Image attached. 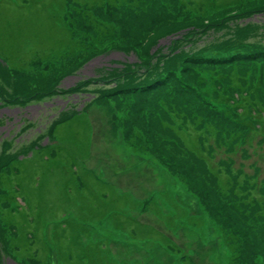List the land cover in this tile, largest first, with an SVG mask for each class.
<instances>
[{
    "label": "rangeland",
    "instance_id": "obj_1",
    "mask_svg": "<svg viewBox=\"0 0 264 264\" xmlns=\"http://www.w3.org/2000/svg\"><path fill=\"white\" fill-rule=\"evenodd\" d=\"M101 1L0 0V95L10 96L14 87L27 94H39L32 82L38 76L37 70H41L39 65H46V62H55L59 66L61 82L63 86H69L73 80L63 77L74 62L81 61L82 57L84 61L93 60L94 64L81 66L82 74L91 75L92 66L100 65L109 57L123 58L124 62L130 60L129 57L134 56L132 53L136 54L132 47L138 42L142 45V52H146V45L150 44V55L167 50L171 54L177 53L180 59L176 69L181 66L198 69V83H190L197 92L203 89L213 96L221 92L220 99L227 90H237L235 85L243 75L250 83L260 77L264 91L263 69L259 74L264 66L263 59L257 65L243 60L242 63L248 66L235 72L236 81H233L229 76L232 60L220 59L221 62L215 65L208 62L194 65L189 56L202 54L204 58L208 50L218 52L219 57L258 49L257 46H261L258 43L264 41L257 38L264 32L258 30L257 24H264V14L260 18L257 16L258 20L250 19L247 26L240 23L247 20L248 12L264 6V0H202L206 8L197 7L194 13L184 12L181 18L173 10L178 6L175 0H146V15L137 13V8L134 13L129 10L120 14L114 10L106 12L102 16L111 23L110 27L115 25L120 30L123 43H131V48L124 57L113 51L83 56L82 40L89 39L87 36L91 34L74 14L71 23L66 11L75 9L74 6H90ZM160 13L171 17L158 20ZM149 35L155 38L149 41ZM107 54L110 55L102 57ZM155 61L151 59V65ZM11 67L13 69L9 72L2 69ZM211 67L220 74L216 75L217 81L211 75ZM142 68L147 67L140 63L134 68L124 63L126 71L135 72L123 74L116 71L110 78L104 77L105 80L93 90L95 95H103L101 102L94 103V106L89 104L83 111L60 113L51 119L63 104L59 101L63 100L61 97L55 98L59 102L52 106L48 103L25 109L0 110V116L5 114L11 118L0 126V138L3 131L14 135V123L19 121L21 124L19 118L22 115L33 119L38 117L35 125L19 136L24 139L43 131L45 124L51 121L46 127V136L51 141L48 146L38 145L24 154L15 149V157L5 161L10 155L0 152V230L4 226L6 232L0 236V264H26L23 261L28 263L26 257H34L33 264H76L77 251L83 250L84 254L85 245L93 246L101 238L105 244L103 249H109V255L117 264H264V205L254 201V194L249 189L251 180L248 183L242 181L241 186L234 183L239 191L237 195L220 188L202 165L181 149V143L176 142L169 128L163 127L172 112L165 102L157 109L153 121L144 110L137 116L136 106L142 102L150 103L152 94L163 99L171 89L178 87L172 80L171 86L164 84L156 90L152 87L141 91L139 82H147L153 72L152 68L149 71ZM162 69L172 70L173 66L166 65ZM177 75L189 82L186 73ZM133 85L137 87L125 95ZM121 88L126 89L121 91ZM212 95L210 100H205V113L202 108L200 113L210 116L211 112L207 110L211 108L218 114V124L215 125L218 128L227 126V122L218 116L223 108H228L224 103L216 102ZM86 96L91 97L84 94L83 98ZM249 98L259 104L262 101L264 105L261 91L250 94ZM191 99L196 101L193 97ZM250 99L245 100L249 103L248 111L254 106ZM77 100L78 97L74 102ZM132 102L136 104L132 105ZM108 103L115 107L116 122L129 134L126 118L132 115V122L143 137L142 140L133 137L137 141L133 145L140 143L148 154L141 156L135 151L130 154L131 149L110 127ZM185 107L191 109L193 106L187 103ZM145 122L151 123L150 130L144 126ZM166 125L176 129L182 124L173 120ZM145 137L150 138L149 143ZM199 138L197 135L193 137V147L199 146V150H188L193 152V149L195 157L203 160L205 166H216L222 173L223 153L214 151L215 155L209 157L213 152H209L206 141L200 143ZM246 147L253 148L251 145ZM254 150L256 152L257 148ZM238 156L233 155L234 158ZM241 159L247 173L254 170L252 160L259 167L264 165L255 155L246 160L241 156ZM259 174L258 179L264 176L263 171ZM200 181H204L202 187ZM157 190L162 191L163 201ZM154 194V201H143ZM239 198L244 200L245 206L238 202ZM90 210L112 211L116 220L124 214L127 215L124 218L135 220V224L127 228L122 225L117 230L110 220L98 223L99 215L92 219L81 215ZM165 244L167 248L163 246ZM228 244L237 245L240 254L236 248L227 250ZM7 248L11 249L6 254ZM83 259L89 260L88 252Z\"/></svg>",
    "mask_w": 264,
    "mask_h": 264
},
{
    "label": "trees",
    "instance_id": "obj_2",
    "mask_svg": "<svg viewBox=\"0 0 264 264\" xmlns=\"http://www.w3.org/2000/svg\"><path fill=\"white\" fill-rule=\"evenodd\" d=\"M176 4L178 5L176 9H173L176 11L177 15L181 18V15L184 12L194 13V10L197 9V7H204L206 8L202 3V0H175ZM146 0L142 2V0H103L99 2V4H93V5H78V7L74 6L75 9L70 8V10H67V16L68 19L71 21V16L74 14L76 15L77 20L79 19L82 21L83 24L87 26V32L91 34V36H87L89 39L84 38L82 40L83 42V48L81 49L83 51V56H90L95 53H103V52H119L124 57V54L127 55V51L131 48V43H123V37L120 34V30L115 28V25L110 27L109 22H107L102 14L106 12H113L117 11L119 14L120 12H124L125 10H129L130 12H135L134 9L137 10V13H141L146 15ZM227 4V3H225ZM264 6H262L260 9H263ZM199 11V10H198ZM137 17L139 15L137 14ZM136 17V18H137ZM170 18V14H158V20L160 18ZM178 18V17H177ZM179 19V18H178ZM171 22V20H169ZM138 24V23H137ZM135 24V26H137ZM146 34V33H145ZM147 35V34H146ZM148 36V35H147ZM155 37H151L149 35V41H151ZM257 39L264 40V34H261L260 37ZM93 40V41H92ZM145 41V40H144ZM135 43V42H134ZM134 43L132 45H134ZM139 43V42H138ZM135 44L132 49L134 50V53H132L135 56L134 60H127V62L123 61L126 66H133L134 68L139 67L140 63L143 66H146L147 68H142L141 70L149 71L152 68V76L147 82H144L140 84L139 82L138 88L141 91L151 89L153 87L154 90L158 89L160 86H163L164 84H170L171 81L175 80L178 87H174V89L169 92L163 99H161L157 94H152V100L150 99V103H144L136 106V114L139 115L138 112L141 110H144L147 114H149L151 120L153 121L157 117V109L162 106V102H165V105H168L172 112L169 114L168 120L163 125L164 128L166 126L172 134L176 138V142H180L181 146L184 148L181 149L186 152L187 154H190L189 156L196 159L200 165H202L205 172L208 174V176L211 177V179H214L219 184V187L222 188L224 191L228 189V191L232 192L233 194L237 195L239 193L238 188L236 189V186L234 185L238 183L239 186L242 185V181H246L247 183L251 180L250 185V191L254 194V201L258 202V204L264 205V176L260 179H258L259 171H264V165L259 168L256 167V169L252 173L246 174L244 172L243 168V162L241 161V156H238L236 158L233 157L234 154H240L244 153L247 149V145L258 146V143H264V124L260 121L264 119V105L254 102L252 99L249 98L250 94L259 93L261 91V94H264V91L262 89V86L260 85V77L256 78L254 83L249 82V78L246 76H239L240 81L237 82L235 87L237 90L232 88V90H227L226 92L222 93L223 95L218 98L219 95H221V92L217 93L216 96H213L211 92H206L205 90L201 89V91L198 89V92L196 89L193 88V86L190 84L191 82L195 83L198 80L199 71L198 69L190 66H181L176 69L177 61H179L180 57L177 55V53L171 54L170 50L165 51V53L160 52H154L152 55H150V44L146 45V52H142V45ZM261 46H257L258 49H254V51H245L241 52L239 54L231 55L230 57L233 58V63L230 65L229 69V76H231V80L236 81V75H234L235 72L242 69L243 67H246L248 65H244L242 62L243 60H248L252 64H258L260 60H264V43H258ZM214 51V50H213ZM80 52V50H79ZM189 52V51H188ZM243 54V55H241ZM132 55V56H133ZM140 56V57H139ZM192 59L190 62H192L194 65H201L204 62H208V64H219L221 62L220 58H216V56L203 58L202 54L194 56V54L189 55ZM151 59H155V63L151 65ZM210 60V61H209ZM220 60V61H218ZM84 61L83 57L81 58V61L74 62L71 64L66 71V73H69L70 70L74 67L77 68L82 62ZM113 61V60H111ZM169 65L173 66L172 70H164V66ZM261 66V65H260ZM41 70H37L38 76H36L33 79L32 84L34 85V88L36 91L42 95H52L55 93L66 91L67 89L59 88L58 89V81L62 77L59 66H56L55 62H46V65H39ZM212 68L211 75L214 77V80L217 81L219 78L217 76H220L218 73V70L216 68ZM6 71H11L13 67L11 68H2ZM16 69V68H14ZM106 74L104 77L110 78L114 73L120 72V73H128V72H135L131 70H125L124 65L121 68H106L104 67ZM261 69L264 71V66H261L259 70V74ZM113 71V72H112ZM112 72V73H111ZM183 73L187 74L189 77V82H184L177 74ZM66 75V74H65ZM217 75V76H216ZM247 75V74H245ZM249 76V75H247ZM246 78L247 81L244 82V79ZM198 83V82H197ZM200 83V82H199ZM137 85H133L132 88H130V92L125 93V95H128L131 93V89L136 88ZM73 89V88H72ZM126 88H121V91H125ZM94 90V89H93ZM113 92V90H112ZM216 92V91H214ZM27 93L25 91H22L16 87L12 89L10 92V96L12 97L9 102H21L22 99L27 98ZM210 95H212V98L215 99L218 103H224L228 109L223 108L222 114H219V119H221L224 122H227L226 125H222L219 128L215 123L217 122V116L218 114H215L214 111L208 109L210 116L202 115L200 113L201 108L202 111L205 113L206 109L204 108L205 100H210ZM103 95L97 93L94 98L91 99L90 103H96L99 104L102 100ZM196 99L194 102L191 98ZM263 97V95H262ZM37 98V97H36ZM35 98V99H36ZM205 98V99H204ZM231 99V103L228 102V99ZM247 99H250L253 106L252 111H248L246 108L249 106L248 102L245 101ZM242 101L243 104H240ZM182 102V104L177 105L176 103ZM189 103L193 107L190 109L188 107H185V104ZM111 109V119H110V127H112V130L117 132L120 138L125 141L126 145L131 149L130 154L132 152H138L141 155L143 153H147V149L140 143L137 145H133L134 143H137V141L133 138L142 140V134L139 131V128L136 126L135 123L132 122V115L129 114V116L126 118V122L129 124V131L131 132L129 134L128 130L123 127L119 122H116V111L115 107L108 103ZM136 103L132 102V105H135ZM84 105H87L84 104ZM101 105V104H100ZM165 107V106H164ZM164 107L162 109L164 110ZM185 109L186 111H189L190 113H186L183 111ZM169 113V112H168ZM200 113V114H199ZM199 114V115H198ZM207 117V119L205 118ZM178 120L182 125H179L176 127H172L171 125H166V123H171V121ZM211 123L213 124L211 126ZM144 126L147 130H150L152 125L150 122H145ZM154 129V128H153ZM155 130V129H154ZM154 133V132H153ZM246 133V135H245ZM197 135V137H203L206 142L210 143V146L213 152L212 155L209 157H212L215 155L214 151H217L219 154L220 152L223 153V167L222 173L217 171V167L214 166L211 168L210 166H205L203 163V160H199L195 157L194 153L196 152L193 149L199 150V146L193 147V137L194 135ZM245 135V136H244ZM144 140L149 143L150 138L145 137ZM144 141V142H145ZM203 141V140H202ZM140 142V141H138ZM145 142V144H146ZM252 143L256 145H252ZM198 144V142H197ZM152 144L150 145V147ZM188 148H193L191 152L188 150ZM210 150V148H209ZM198 154V153H197ZM258 157L261 159V161L264 162V147H262L258 153ZM14 157V155H12ZM210 164V163H209ZM229 171V173H227ZM219 172L222 177H219ZM260 176V175H259ZM204 181H200L199 185L202 187V184ZM228 183V185H227ZM200 191H202L200 189ZM221 191V190H220ZM154 196L149 197V199L146 200V203H150L151 201H154ZM162 198L163 201V194L162 191L158 192V197ZM222 196V192H221ZM244 200L238 199V202L242 205H246ZM160 205V204H159ZM264 207V206H263ZM159 210V208H158ZM81 215L88 216L89 218H93L94 215H99V219H97V222L99 223H106V221L110 220L112 222V227L120 230V226H128V225H134L135 220L133 219H126L124 218L127 215H120L117 220L114 218V213L112 211H100V210H90L87 211V213H82ZM119 227V228H118ZM127 228V227H126ZM6 232L4 231V226L2 227V230H0V236H3ZM97 244L85 245L86 252H88L89 260H84L83 250L82 252L77 251L76 256L78 257V260L76 261V264H117L116 259L113 256L109 255V252L107 250L109 249H103L104 247V240L101 238L99 241H97ZM240 246V245H239ZM92 247V248H91ZM227 250H232L234 248L238 249L240 254L239 247L237 248V245H231L228 244ZM11 248H7L6 254ZM105 255H108V257H105ZM98 261V262H95ZM193 264V263H190Z\"/></svg>",
    "mask_w": 264,
    "mask_h": 264
},
{
    "label": "flooded vegetation",
    "instance_id": "obj_3",
    "mask_svg": "<svg viewBox=\"0 0 264 264\" xmlns=\"http://www.w3.org/2000/svg\"><path fill=\"white\" fill-rule=\"evenodd\" d=\"M60 85V84H59ZM76 97H77V95H75ZM76 97L75 98H73L72 100H76ZM71 98H69V100H70ZM52 101H53V103L54 104H56V102H57V100L55 99V98H53L52 99ZM52 103V104H53ZM27 105V102H25V101H23V107H25ZM25 108H28V107H25Z\"/></svg>",
    "mask_w": 264,
    "mask_h": 264
}]
</instances>
